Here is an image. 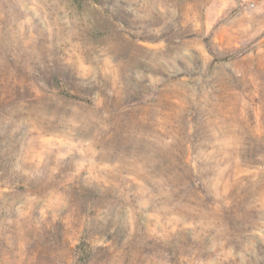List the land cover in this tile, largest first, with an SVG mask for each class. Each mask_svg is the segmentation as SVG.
I'll use <instances>...</instances> for the list:
<instances>
[{
	"label": "rangeland",
	"instance_id": "374dc122",
	"mask_svg": "<svg viewBox=\"0 0 264 264\" xmlns=\"http://www.w3.org/2000/svg\"><path fill=\"white\" fill-rule=\"evenodd\" d=\"M0 264H264V0H0Z\"/></svg>",
	"mask_w": 264,
	"mask_h": 264
}]
</instances>
